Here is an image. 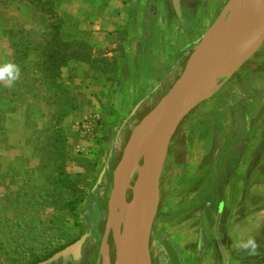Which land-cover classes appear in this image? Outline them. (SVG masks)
<instances>
[{"label": "rangeland", "instance_id": "rangeland-1", "mask_svg": "<svg viewBox=\"0 0 264 264\" xmlns=\"http://www.w3.org/2000/svg\"><path fill=\"white\" fill-rule=\"evenodd\" d=\"M181 1L179 17L172 0H110L105 23L90 30L89 0H0V65L20 69L11 87L0 81V264L42 263L84 235L79 264H105L124 150L149 128L150 113L229 0ZM57 27L69 44L64 51L75 56L52 84L41 73L43 46H52ZM238 38L226 36L227 54L247 53L251 43L237 46ZM234 71L203 82L171 139L160 170L152 264H224L216 239L221 205L229 264H264V96L252 98L264 87V44ZM138 173L133 166L132 193ZM127 198L133 202V194ZM126 218L134 228L119 210L108 264H120ZM130 244L124 240L122 251Z\"/></svg>", "mask_w": 264, "mask_h": 264}, {"label": "water", "instance_id": "water-1", "mask_svg": "<svg viewBox=\"0 0 264 264\" xmlns=\"http://www.w3.org/2000/svg\"><path fill=\"white\" fill-rule=\"evenodd\" d=\"M242 1H228L219 17L193 50L181 77L150 113L149 128L145 130L142 127L137 138L126 146L114 175L110 215L103 241L105 264H108L106 258L108 236L117 219L120 207L127 209L135 229L131 248L126 256L121 258L120 264H132L134 259H137V264H152L150 243L157 212L160 170L168 154L173 135L182 123L189 106L194 104V102L190 104L189 101L195 88L204 80L212 78L216 80L221 69L228 71L230 75L233 74L235 69H239L256 54L264 42V16L260 20L247 22L240 20L239 7ZM172 2L177 15L181 17V0H172ZM232 33L240 36L237 46L242 47V41H249L251 46L236 63L226 64L224 59L232 48L225 45L224 39ZM138 108L139 105L135 108L133 115ZM142 160L143 165H140ZM133 166L139 170V173L133 188L134 204L131 205L125 199L124 190L129 186L130 170ZM223 206L221 205L216 223V238L224 264H229L227 252L219 234ZM87 238L88 235L82 236L73 245L39 264H54L60 259L67 264L71 257L75 261H80Z\"/></svg>", "mask_w": 264, "mask_h": 264}, {"label": "bare ground", "instance_id": "bare-ground-1", "mask_svg": "<svg viewBox=\"0 0 264 264\" xmlns=\"http://www.w3.org/2000/svg\"><path fill=\"white\" fill-rule=\"evenodd\" d=\"M245 5V4H244ZM264 16V0H247V4L245 5V10L244 12H242L239 17L240 20H242L243 22H247V21H251V20H260L262 19V17ZM236 34V33H235ZM234 35V34H233ZM229 36V35H228ZM237 38V37H236ZM248 45L245 41L241 42L242 46ZM240 58V54H228L225 59H224V63L226 64H232V63H236ZM224 70V69H223ZM220 71V70H219ZM222 71V70H221ZM220 71V72H221ZM205 81V80H204ZM209 84V82H208ZM207 85V84H206ZM210 85V84H209ZM203 86V82H201L198 87L195 88L194 92H193V96L190 99V104L193 102V100L196 97V94L198 92V90ZM205 88L203 89L202 92L208 94V92L210 91V86H204ZM133 168V167H132ZM132 168H131V172H132ZM132 193V188L130 186H127L126 189L124 190V196L125 199L127 197H129ZM128 199V198H127ZM131 205L134 204V202L130 203ZM120 211H123L125 214V217H127L128 215V211L127 209H125L124 207H120ZM127 219V218H126ZM129 225H130V220H126V222L124 221V235L123 237L120 238V247H119V261L121 260V258L123 259L124 256H126V254L128 253L129 249L131 248V244L134 240L135 237V230L134 228L131 227V230L129 229ZM124 240H128L131 242V244L129 245L127 251H122V243ZM132 264H137V259H134Z\"/></svg>", "mask_w": 264, "mask_h": 264}, {"label": "trees", "instance_id": "trees-1", "mask_svg": "<svg viewBox=\"0 0 264 264\" xmlns=\"http://www.w3.org/2000/svg\"><path fill=\"white\" fill-rule=\"evenodd\" d=\"M59 28H55V33L51 35V44L50 45H44V53L47 57V65L44 66L45 69L41 71L42 76L44 79L48 80L52 84L54 82H57L58 79H60L61 72L60 69H62L63 66H65L70 59H73L75 54L74 53H68L65 50V47L69 46L68 43H63L62 40L60 39V34H59ZM56 47V51L49 53V51L53 48ZM72 47V45H71ZM73 51V50H72ZM70 51V52H72ZM264 96V88L261 89L258 92H255L253 94L252 98H257V97H263Z\"/></svg>", "mask_w": 264, "mask_h": 264}, {"label": "crops", "instance_id": "crops-1", "mask_svg": "<svg viewBox=\"0 0 264 264\" xmlns=\"http://www.w3.org/2000/svg\"><path fill=\"white\" fill-rule=\"evenodd\" d=\"M109 3H111L110 0H89L90 10L88 11V15L86 16V19H89L90 18V30H93V28H94L93 25H92V23H96L98 20H99V23H103V24L105 23L103 21L104 16H105L106 13H110V9L109 8H105V5H108ZM181 5H182V1H181ZM106 17H107V14H106ZM263 44H264V42L262 43V45ZM262 45H261V47H262ZM190 56H189V58H190ZM105 97H108L109 98V96H105ZM83 258H84V253L82 252V260H83ZM80 262H81V260L80 261H76L75 264H79Z\"/></svg>", "mask_w": 264, "mask_h": 264}, {"label": "clouds", "instance_id": "clouds-1", "mask_svg": "<svg viewBox=\"0 0 264 264\" xmlns=\"http://www.w3.org/2000/svg\"><path fill=\"white\" fill-rule=\"evenodd\" d=\"M20 69L17 65L9 62L0 65V81H5L8 87H11L18 79Z\"/></svg>", "mask_w": 264, "mask_h": 264}, {"label": "flooded vegetation", "instance_id": "flooded-vegetation-1", "mask_svg": "<svg viewBox=\"0 0 264 264\" xmlns=\"http://www.w3.org/2000/svg\"><path fill=\"white\" fill-rule=\"evenodd\" d=\"M252 256L255 258L256 255H252ZM60 262H62V264H64L63 259H60V260L58 261V263H60ZM73 262L76 263V261L74 260V258L71 257V258L69 259V261L67 262V264H72ZM58 263H54V264H58Z\"/></svg>", "mask_w": 264, "mask_h": 264}, {"label": "built area", "instance_id": "built-area-1", "mask_svg": "<svg viewBox=\"0 0 264 264\" xmlns=\"http://www.w3.org/2000/svg\"><path fill=\"white\" fill-rule=\"evenodd\" d=\"M84 128H86L84 126ZM88 131H85L84 133H87ZM95 134V127L90 126V138ZM87 136V134H85ZM85 135H83L85 137Z\"/></svg>", "mask_w": 264, "mask_h": 264}]
</instances>
